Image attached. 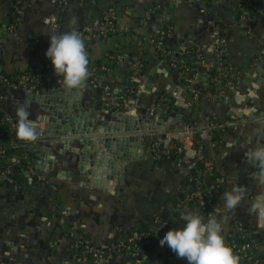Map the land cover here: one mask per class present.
Here are the masks:
<instances>
[{"label":"crops","instance_id":"1","mask_svg":"<svg viewBox=\"0 0 264 264\" xmlns=\"http://www.w3.org/2000/svg\"><path fill=\"white\" fill-rule=\"evenodd\" d=\"M11 2L0 0V70L14 73L33 69L40 85L48 80L57 85L62 77L55 75L51 61L45 56L48 47L34 48L32 37L41 36L49 44L52 28L58 34L66 28L82 32L103 20L110 8L117 11L116 30L86 42L89 62L104 61L113 52L126 57L140 54L147 64L143 72L135 73L126 62L102 75L97 86L87 83L80 88L82 106L85 109V104L88 105L91 117L99 125L115 121V111H127L134 119L149 111L151 120L161 118L167 110L160 108L163 98L174 100L178 108L190 110L185 106L189 88L175 79L167 59L152 42L156 25L168 28L165 43L174 56H181L190 47L201 51L200 69L191 85L196 93L205 94L198 105L200 110L194 113L197 127L206 126L209 117L216 120L230 117L232 120L226 123L244 122L232 126V133L226 134L216 156L218 169L226 177L224 192L234 184L243 187L245 200L229 211L223 207V192L211 215L219 219L226 239L238 221L252 227L250 234L256 239L257 257L264 258V243L259 242L262 230L257 218L247 210L255 194L264 191V187L236 176L242 172L237 167L246 159L245 153L256 145L257 129H262V122L245 121L264 113V84L256 78L258 71H254L258 62L264 68V0H67L64 5L59 0H41L23 7L14 34L8 25ZM155 5L161 23L145 24V14ZM220 38L227 40L224 64L236 83L234 89L209 97L207 87L216 60L214 47ZM31 91L19 88L5 95L0 99V111L15 121V107L27 100L29 119L39 131H45L49 115L40 103L29 100ZM179 112L172 108L170 115ZM184 126L183 120L170 124L175 130ZM186 135L168 133L164 139L155 140L147 136L150 152L125 165L123 191L117 182L108 187L109 192L89 187L78 162L72 160L76 155L69 151L60 154L58 147L49 144L53 165L46 158L36 168L34 158L24 171L23 180L0 187V264H66L71 258L75 233L86 234L93 241L113 243L133 229L164 234L180 228L184 224L182 216L188 213L197 212L207 219L209 215L190 207L194 189L188 175L195 157L191 144L187 142L185 154L178 162L157 160L154 155L186 141ZM23 147L26 151L29 148ZM73 147L80 148L75 144ZM31 153L36 156V152ZM160 221L167 223L162 231ZM114 256L111 264H122V256L118 253ZM170 258L173 262L186 261L172 250L166 263L172 262Z\"/></svg>","mask_w":264,"mask_h":264},{"label":"water","instance_id":"2","mask_svg":"<svg viewBox=\"0 0 264 264\" xmlns=\"http://www.w3.org/2000/svg\"><path fill=\"white\" fill-rule=\"evenodd\" d=\"M260 64L258 62L254 65V71H258L256 78L264 84V68H260ZM200 78L203 79L202 76ZM87 83H90L88 78L84 85ZM185 86L188 87V85ZM81 97L80 88L69 90L64 88L60 82L52 85L50 80L47 84L29 93V100L40 103L49 115L45 119L48 123L46 130L39 131L36 140L17 139L22 145L29 147L27 151L36 152V156L34 155L36 168L46 158H48V164L53 165L54 160L50 158L52 152L49 146L52 144L58 147L60 154L69 151L76 155L72 160L78 162L79 169L84 172L83 176L89 180V187L109 192L108 187L119 182L121 184L119 190L123 191L125 165L130 161L142 159L146 151L150 152L147 136L155 140L164 139L168 133L185 132L183 128L177 130L170 128V124L183 120L184 107H179L180 112L174 116L166 110L164 115L156 120L149 118V111L139 114L137 119H134V116L127 111H115L113 112L115 121H105L103 125H99L97 120L91 117L92 110L88 109V105L85 104V109L82 106ZM160 108L163 109L164 106ZM258 121L262 122V129L255 143L261 144L264 143V113H260L257 119L245 122ZM242 123L244 122L225 123V125L237 126ZM209 129L206 126H199L194 131L203 133L208 132ZM74 144L79 145L80 148L73 147ZM215 146L219 147V142L215 141ZM240 169L242 172L236 176L250 179L252 183L256 182L254 177L257 170L247 159L240 167H237V170ZM25 173L29 176V171ZM163 235V232H157L150 240L148 255L152 264H166L167 262L171 249L161 242ZM252 253H256V248L252 249ZM170 260L173 259L170 258Z\"/></svg>","mask_w":264,"mask_h":264},{"label":"built area","instance_id":"3","mask_svg":"<svg viewBox=\"0 0 264 264\" xmlns=\"http://www.w3.org/2000/svg\"><path fill=\"white\" fill-rule=\"evenodd\" d=\"M39 0H17L18 4L16 5V13L19 15L18 17L15 16L14 18L16 21H18V24H11L10 30L14 34L18 30L19 27V21H20V15L23 7L25 6V3H28V5H31L33 3H38ZM41 1V0H40ZM60 3L63 5L66 4L67 0H59ZM118 13L115 9L110 8L108 15L101 20L100 22L96 23L95 25L91 27H85L84 31L80 33L81 38L84 42V40L91 38L92 36L96 35H105L109 32H114L116 30V24L118 20ZM152 17V11L149 9L147 13L145 14V24H149V20H151ZM155 33L152 39V42L155 44L157 51H162L164 54V58L167 60V65L171 72L178 71V80H183L187 83H189V91L191 92V96H189V100L186 102V108H189L192 106V103L194 101H199L198 93H196L193 89H191V85L194 82L195 79L189 77L188 72L192 71L189 66H187L188 59L185 57L186 50H183V53L181 56H174L171 52L163 49V42L161 41V38L164 36H167L168 33L163 29L162 27H157V25L154 27ZM69 29H64L61 33L66 32ZM215 55L216 60L215 63L211 66V68H217L218 74L213 77L214 85L216 86V93L210 94L207 92V96L209 97H217L221 95L222 92L229 91L231 89H234L235 83L231 79L232 75L229 72H225V64L224 59L225 55L227 53V40L225 38H220L217 43L215 44ZM117 63L120 65L126 64L128 62L135 73H139L141 69H143L144 64L143 61L145 60V57L140 54H134L129 57H126V55L122 54H115ZM200 58L201 55L199 54L197 57L191 58L194 60V64L200 65ZM108 59V56L107 58ZM107 62V60H104ZM102 69L106 70L105 67H102ZM95 69L89 70L88 79H90V83L93 86H97L100 82L101 76H97L94 74ZM228 77V81L225 82V84H222L223 78ZM28 80V77L22 76L20 78V82H23L24 88L26 89H32L37 90L35 85L28 86L25 82ZM5 83H8L6 80H3ZM36 82H39L36 80ZM191 89V90H190ZM219 89H222L219 91ZM167 101V98H163V106L165 107V102ZM8 121L11 123L10 128L11 131L16 129L15 121L12 119L7 118ZM207 128H210L209 122L206 124ZM197 128V126H188L185 125L183 129L185 130L184 133L187 135V140L180 143L181 147H178L179 152L184 150L185 153V147L187 142L191 144L192 153L195 156L196 160L191 161L192 169L197 165L198 163H201L204 166L203 172H198V176L206 175L207 173L210 174L213 172L215 168L218 166L217 156L213 152H210L206 154V157H204L205 151L203 148L199 147L198 149H195L194 146L196 143H199L196 138V132L194 129ZM205 133L207 137L210 138V135L208 132ZM3 139V135L0 133V140ZM19 139V138H18ZM10 146L17 148V147H23L21 143L18 142V140L10 136ZM213 146V144H212ZM6 151V146L0 145V154H4ZM169 149H163L162 152L165 154L169 153ZM24 159H27V156H23ZM12 161H15L14 158H12ZM191 169V170H192ZM11 173V167L8 166L5 169L0 171V182L1 181H11L10 177ZM226 177H220L216 179V183L208 188V190H204L201 188L200 181L197 179V184L193 188L191 194V200L196 199L198 207L202 209H206L209 206H211L212 203V195L216 192H218V188L220 185H225ZM160 227L159 231H162L163 229H166L167 223L164 221H160ZM258 224V221H257ZM260 230H262V240L264 242V228L259 227ZM234 229H237L235 227L232 228V231ZM240 230V229H239ZM154 233L149 231H144L141 229H133L130 231L124 232L122 235H120L117 240L113 243H106L101 241H93L89 237H84L82 235H79L77 233L74 234L73 240H72V254L69 262L66 264H111L113 258L115 257L114 254L118 253V255L122 256V264H152L151 260L149 258L148 252H149V246H150V240L152 237H154ZM226 243L233 249V251L240 257L245 252H251L252 249L256 248L255 242L236 245L235 243ZM263 260L261 258H256L253 264H264L262 262ZM168 264V263H166ZM170 264H187V261L184 262H178L177 260L170 263Z\"/></svg>","mask_w":264,"mask_h":264},{"label":"clouds","instance_id":"4","mask_svg":"<svg viewBox=\"0 0 264 264\" xmlns=\"http://www.w3.org/2000/svg\"><path fill=\"white\" fill-rule=\"evenodd\" d=\"M48 36L45 56L51 61L55 75L62 77L60 84L69 90L82 88L89 75V59L80 33L71 30L58 34L52 28ZM29 105L25 100L15 107L16 136L34 141L39 130L29 119ZM245 155L257 170L254 178L258 186L264 187V143L254 145ZM244 194L245 189L234 184L222 195L223 207L229 211L236 209L245 200ZM247 210L257 218L258 226L264 228V191L255 194ZM182 220V227L170 229L161 237V242L178 258L185 259L187 264H240V257L226 243L224 229L215 215L205 219L192 212L182 216Z\"/></svg>","mask_w":264,"mask_h":264},{"label":"trees","instance_id":"5","mask_svg":"<svg viewBox=\"0 0 264 264\" xmlns=\"http://www.w3.org/2000/svg\"><path fill=\"white\" fill-rule=\"evenodd\" d=\"M40 2V0L38 1ZM11 18L9 20V26L11 24H18V21L14 18L15 16H19L16 13V5L18 4L17 0H12L11 2ZM25 6H28V3H25ZM152 11V17L151 20H149V23L156 25L157 23H161V14L159 12V9L155 6H152L150 8ZM162 28L165 29V31L168 33V28L162 25ZM73 29H69L67 31H71ZM81 33V32H79ZM110 33V32H109ZM108 34V33H107ZM103 35H96L92 39H85L84 44H85V50L87 49V43L88 42H93L94 40L99 39ZM166 37L164 36L161 38V41L163 42V49L169 51L166 47ZM89 40V41H88ZM32 46L36 49L46 46L49 47V44H47L44 39L41 36H35L31 38ZM87 42V43H86ZM162 57H164V54L162 51L158 52ZM201 55V51L197 50L196 48H188L185 53V57L188 59L187 61V66L192 71L188 72L189 77L196 79L197 74L200 69V65L194 64V60L191 58L197 57L198 55ZM115 53L109 52L107 54L108 59L106 61H94V62H89L88 64V69L92 70L95 69L94 74L97 76H102L106 75L107 72L110 70L115 69L117 66H120L119 63H117L116 58H115ZM144 67L141 69V72L144 71L146 68L147 61H143ZM102 67H105L106 70L102 69ZM225 72H229L228 69L225 67L224 68ZM173 74L175 76V79L182 85H188L189 83L183 81V80H178V71L174 72ZM218 74V69L215 67L211 68V76L209 78V84L207 87V92L210 94H215L216 93V86L214 85L213 82V77ZM22 76L28 77V80L25 82L28 86L35 85L36 88L38 89L41 85L39 82H36L37 80V73L33 69H27V70H18L14 73H7L3 70H0V99L3 98L5 95H10L14 91H16L19 88H24L23 82H20V78ZM224 80L222 81V84H225L226 81H228V77L223 78ZM234 83H236L235 79L231 77ZM3 80H6L8 83H5ZM6 92H3L5 91ZM222 89H219L221 91ZM189 95L187 96V99L189 100V96H191V92L188 93ZM199 101H194L192 103V106L190 107V110H184L183 114V122L185 125L188 126H197L198 120L195 117V112L200 110V107L198 106L199 103L201 102L202 99L205 98V94H198ZM165 108L170 112L172 108H174L176 111H179V108L175 105L174 100H168L165 102ZM227 120H232L230 117L225 118L224 120H216L213 117H209V124H210V129L208 131V134L210 135V138L204 135L203 133L197 132L196 133V138L199 143H196L194 148L198 149L199 147L203 148L205 151L204 157H206V154L213 152L216 155L220 154L218 151V148L225 143L226 139V134L229 132L232 133L233 127L232 126H227L225 125ZM11 123L8 121L6 115L0 111V133L3 135V139L0 140V145L6 146V151L4 154H0V171L5 169L6 167L10 166L11 167V181H1L0 182V187L6 186V185H11L13 183H16L18 181L23 180L24 178V171L27 169L30 163H32V160L34 159V153L27 152L24 147H17L14 148L10 146V136H12L15 139H18L16 136V129L11 131L10 128ZM215 141L219 142L220 146L216 147L215 146ZM213 144V146H212ZM178 147L180 148L181 145L180 143H177L170 151L168 154H165L162 152L163 149L160 150V152L155 153L154 155L157 156V160H162V161H175L178 162L182 159L184 156V150L179 152ZM26 155L27 159H24L23 156ZM12 158L15 159V161H12ZM193 161L196 160L194 157L192 159ZM204 171V166L201 163L197 162V165L191 170L190 174L188 175V181L189 183L193 186V188L196 186L197 179L200 181L201 188L204 190H208V188L216 183V179L220 177H225V175L217 168L213 170L212 173L206 174V175H201L200 177L198 176V172H203ZM225 185H220L218 188V192L214 193L211 197L212 199V205L209 206L206 209H202L198 207L197 205V200L194 198L191 200L190 207L192 209H195L199 212H201L203 215H210L212 211L215 209L216 205L221 201V195L224 192ZM233 231H231L230 235L227 237L226 241L230 243H235L236 245H241V244H246V243H251L255 242L256 239L250 234V230H252V227H249L245 225L244 223L238 221L235 226ZM240 229V230H239ZM84 237H88L86 234H81ZM259 242L264 243L262 240V237L259 239ZM257 257V254H253L251 252H245L241 255L240 259V264H253ZM264 262V258L261 257Z\"/></svg>","mask_w":264,"mask_h":264}]
</instances>
